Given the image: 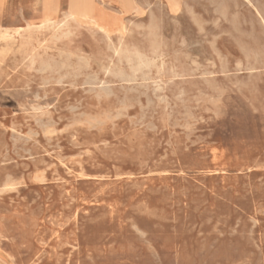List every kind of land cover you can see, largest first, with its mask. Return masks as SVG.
I'll return each instance as SVG.
<instances>
[{
  "label": "rangeland",
  "instance_id": "1",
  "mask_svg": "<svg viewBox=\"0 0 264 264\" xmlns=\"http://www.w3.org/2000/svg\"><path fill=\"white\" fill-rule=\"evenodd\" d=\"M72 1L0 0V264H264V0Z\"/></svg>",
  "mask_w": 264,
  "mask_h": 264
},
{
  "label": "bare ground",
  "instance_id": "2",
  "mask_svg": "<svg viewBox=\"0 0 264 264\" xmlns=\"http://www.w3.org/2000/svg\"><path fill=\"white\" fill-rule=\"evenodd\" d=\"M197 2V1H196ZM75 3H80L79 2V0H73L72 1V6L73 5H75ZM197 4V3H196ZM195 4V5H196ZM164 6V5H163ZM150 7V6H149ZM201 7V6H200ZM199 8V7H198ZM47 9L48 10H51V5L49 4L48 5V7H47ZM199 10H200V8H199ZM205 10V9H204ZM163 11H164V9H163ZM168 11V10H167ZM68 12V11H67ZM180 13V12H179ZM169 14V13H168ZM206 15V14H205ZM58 16V15H57ZM147 16V15H146ZM147 18V17H146ZM83 21V20H82ZM94 23H96V22H94ZM93 23V24H94ZM97 26L98 24H94V26ZM91 26V25H90ZM52 27V26H51ZM97 27H99L100 29H102V27H100L99 25L97 26ZM92 30V29H91ZM138 30V29H137ZM136 30V31H137ZM141 30V29H140ZM89 31V30H88ZM108 32V31H107ZM103 34V33H102ZM119 34V33H118ZM121 34V33H120ZM71 35V34H70ZM105 35V34H104ZM109 35V34H108ZM69 36V35H68ZM125 36V35H124ZM104 37V36H103ZM42 38V37H41ZM105 38V37H104ZM108 38V37H107ZM172 38V37H171ZM120 39H122V38H120ZM168 39V38H167ZM36 40H38V39H36ZM119 41V40H118ZM103 42H104V40H103ZM37 43H38V41H37ZM121 43V42H120ZM104 44V43H103ZM107 44H105V46H106ZM39 46V45H38ZM104 46V47H105ZM108 47V46H107ZM40 48V47H39ZM44 48V47H43ZM118 48V47H117ZM86 49V48H85ZM9 50V49H8ZM45 50V49H44ZM47 50V49H46ZM108 50V49H107ZM61 51V50H60ZM59 51V52H60ZM87 51V50H86ZM53 52V51H52ZM134 52V51H133ZM69 54V53H68ZM82 54V53H81ZM75 55V54H74ZM115 55V54H114ZM136 55V54H135ZM77 56V55H76ZM161 57V56H160ZM60 58V57H59ZM57 59H58V56H57ZM125 60V59H124ZM129 60V59H128ZM48 61V60H47ZM137 61V60H136ZM29 62V61H28ZM202 62H203V60H202ZM62 63V62H61ZM128 63H131V62H128ZM140 63V62H139ZM170 63V62H169ZM34 64V63H33ZM100 64H101V62H100ZM111 64V63H110ZM136 64H137V62H136ZM142 64V63H141ZM48 65V64H47ZM95 65V64H94ZM129 65V64H128ZM132 65V64H131ZM117 66V65H116ZM38 67V66H37ZM120 67V66H119ZM130 67V66H129ZM7 68V67H6ZM32 68H34V67H32ZM39 68V67H38ZM48 69H49V67H47ZM65 68V67H64ZM108 68V67H107ZM121 68V67H120ZM132 68V67H131ZM160 68V67H159ZM27 69V68H26ZM29 69V68H28ZM40 69V68H39ZM42 69V68H41ZM86 69V68H85ZM125 69V68H124ZM162 69V68H161ZM200 69V68H199ZM22 70V69H21ZM87 70V69H86ZM101 70V69H100ZM176 70V69H175ZM191 70V69H190ZM201 70V69H200ZM23 71V70H22ZM34 72H35V70H33ZM37 71V70H36ZM44 71V70H43ZM129 71V70H128ZM135 71V70H134ZM145 71V70H144ZM156 72H157V70H156ZM162 72V71H161ZM144 73H147V72H144ZM135 74V73H134ZM48 75H49V73H48ZM50 76V75H49ZM56 76H58V75H56ZM8 78V77H7ZM10 78V77H9ZM72 78H73V76H72ZM105 78V77H104ZM187 78V77H186ZM41 80V79H40ZM45 80V79H44ZM69 80H71L70 78H69ZM68 80V81H69ZM8 81V80H7ZM48 82H49V80H47ZM67 81V80H66ZM72 81V80H71ZM103 81V80H102ZM149 81V80H148ZM109 82V81H108ZM146 82V81H145ZM154 82V81H153ZM38 83H40V82H38ZM110 83V82H109ZM56 84H57V82H56ZM60 84V83H59ZM58 84V85H59ZM70 84V83H69ZM81 84V83H80ZM38 85V84H37ZM43 85V84H42ZM42 85H40V86H42ZM49 85V84H48ZM72 85V84H71ZM25 86V85H24ZM39 86V85H38ZM37 86V87H38ZM64 86V85H63ZM75 86V85H74ZM206 86V85H205ZM27 87V86H26ZM70 87V86H69ZM72 87V86H71ZM41 88V87H40ZM43 88V87H42ZM27 89V88H26ZM30 89V88H29ZM73 90V89H72ZM23 92H25L24 90H23ZM27 93V92H26ZM43 93V92H42ZM61 93V92H60ZM221 93V92H220ZM36 95V94H35ZM218 95V94H217ZM220 95V94H219ZM44 96H45V94H44ZM43 96V97H44ZM206 96V95H205ZM114 97V96H113ZM103 98V97H102ZM207 98V97H206ZM217 98V97H216ZM219 98V97H218ZM26 99V98H25ZM159 99V98H158ZM215 99V98H214ZM218 100V99H217ZM251 100V99H250ZM207 101V100H206ZM216 101V100H215ZM208 102V101H207ZM217 102V101H216ZM17 103V102H16ZM20 103V102H19ZM18 103V104H19ZM53 103V102H52ZM160 103H161V101H160ZM205 103V102H204ZM26 104V103H25ZM212 104V103H211ZM22 105H23V103H22ZM27 105V104H26ZM32 105V104H31ZM28 107V106H27ZM21 109H22V107H20ZM33 108V107H32ZM123 110V109H122ZM121 110V111H122ZM41 112V111H40ZM111 112V111H110ZM212 112V111H211ZM126 113V112H125ZM115 114V113H114ZM213 114V113H212ZM102 115V114H101ZM119 115V114H118ZM126 115V114H125ZM30 116V115H29ZM113 116H115V115H113ZM33 117V116H32ZM215 117V116H214ZM117 118V117H116ZM127 118V117H126ZM72 120V119H71ZM49 121H51V120H49ZM129 121V120H128ZM173 121V120H172ZM35 122V121H34ZM80 124V123H79ZM83 124V123H82ZM81 124V125H82ZM191 124V123H190ZM35 125V124H34ZM66 125V124H65ZM172 125V124H171ZM186 125V124H185ZM192 125V124H191ZM190 125V126H191ZM11 126V125H10ZM188 126H189V124H188ZM50 127V126H49ZM111 127H112V125H111ZM134 127V126H133ZM8 128V127H7ZM12 128V127H11ZM53 128V127H52ZM179 128H180V126H179ZM47 129H48V127H47ZM181 129V128H180ZM20 130V129H19ZM40 130V129H39ZM45 130V129H44ZM58 131V130H57ZM59 131H61V130H59ZM185 131V130H184ZM30 133H31V131H29ZM48 132V131H47ZM188 132V131H187ZM4 133V132H3ZM11 133V132H10ZM45 133V132H44ZM185 133H186V131H185ZM184 133V134H185ZM2 134V133H1ZM32 134V133H31ZM41 134H43V133H41ZM18 135V134H17ZM20 135V134H19ZM27 135V134H26ZM55 135V134H54ZM44 136V135H43ZM42 136V137H43ZM176 136H177V133H176ZM26 137H28V136H26ZM29 138V137H28ZM44 138V137H43ZM72 138H73V136H72ZM185 138V137H184ZM11 139V138H10ZM30 139V138H29ZM46 142H47V139H46ZM37 143V142H36ZM75 143V142H74ZM70 144V143H69ZM102 144V143H101ZM181 144V143H180ZM148 145V144H147ZM185 147V146H184ZM188 147V146H187ZM27 152V151H26ZM52 152V151H51ZM82 152V151H81ZM12 153V152H11ZM87 154V153H86ZM6 155V154H5ZM35 156V155H34ZM49 156V155H48ZM75 156V155H74ZM30 157V156H29ZM60 157V156H59ZM67 157V156H66ZM70 157V156H69ZM64 158V157H63ZM55 159V158H54ZM141 159V158H140ZM161 159H162V157H161ZM9 161H11V160H9ZM8 161V162H9ZM57 161H58V159H57ZM59 162V161H58ZM1 163V162H0ZM46 163V162H45ZM77 163V162H76ZM157 164V163H156ZM179 165V164H178ZM62 167V166H61ZM149 167V166H148ZM66 168V167H65ZM153 168V167H152ZM69 172V171H68ZM73 172V171H72ZM83 172V171H82ZM222 172V171H221ZM7 175H9V174H7ZM27 175V174H26ZM140 175H142V174H140ZM137 176H139V175H137ZM93 177V176H92ZM115 178V177H114ZM117 178V177H116ZM36 179V177L34 178V180ZM39 180V179H38ZM63 180V179H62ZM140 182V181H139ZM13 183V182H12ZM12 185V184H11ZM4 185H2V187H3ZM1 187V188H2ZM5 187V186H4ZM3 187V188H4ZM9 187H10V184H9ZM137 187V186H136ZM66 192V191H65ZM76 214V213H75ZM76 219V218H75ZM257 223V222H256ZM254 225V224H253ZM252 228V227H251ZM252 230V229H251ZM147 243V242H146ZM89 259V258H88ZM91 261V260H90Z\"/></svg>",
  "mask_w": 264,
  "mask_h": 264
}]
</instances>
